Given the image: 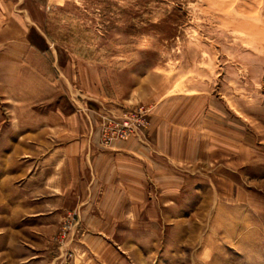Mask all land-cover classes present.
I'll return each instance as SVG.
<instances>
[{"label": "rangeland", "instance_id": "obj_1", "mask_svg": "<svg viewBox=\"0 0 264 264\" xmlns=\"http://www.w3.org/2000/svg\"><path fill=\"white\" fill-rule=\"evenodd\" d=\"M18 22L41 75V124L87 107L103 148L148 145L154 125L163 186L151 221L115 231V264H264V0H0L9 45ZM140 109L144 134L107 144L105 118ZM68 214L57 264L78 256L80 228L57 242Z\"/></svg>", "mask_w": 264, "mask_h": 264}, {"label": "crops", "instance_id": "obj_2", "mask_svg": "<svg viewBox=\"0 0 264 264\" xmlns=\"http://www.w3.org/2000/svg\"><path fill=\"white\" fill-rule=\"evenodd\" d=\"M20 28L12 45L0 31V264H57L53 237L63 215L76 211L75 264H115V231L143 227L146 215L151 221L152 192L163 186L152 185L154 125L148 145L103 148L99 113L87 107L53 110L41 124V75L25 63L33 49Z\"/></svg>", "mask_w": 264, "mask_h": 264}, {"label": "built area", "instance_id": "obj_3", "mask_svg": "<svg viewBox=\"0 0 264 264\" xmlns=\"http://www.w3.org/2000/svg\"><path fill=\"white\" fill-rule=\"evenodd\" d=\"M139 111L138 114V111H126L120 116L115 117L113 115L112 117L105 118L102 124V136L103 139L105 138V142L107 143L117 138H126L130 135L142 136L144 129L149 126V114L144 109H140ZM62 225V233L57 242L64 246L69 237L72 240L74 233H78L81 226L78 214H68Z\"/></svg>", "mask_w": 264, "mask_h": 264}]
</instances>
